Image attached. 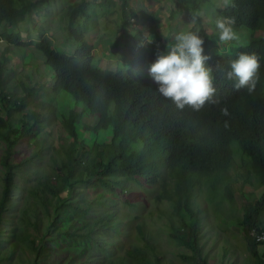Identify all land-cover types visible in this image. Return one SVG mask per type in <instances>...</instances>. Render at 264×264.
<instances>
[{"label": "trees", "instance_id": "1", "mask_svg": "<svg viewBox=\"0 0 264 264\" xmlns=\"http://www.w3.org/2000/svg\"><path fill=\"white\" fill-rule=\"evenodd\" d=\"M38 2L0 0V22L11 28L2 33L1 39L16 46L35 43L54 73L52 93L64 90L81 101L96 116L94 129L111 128V140L108 143L80 140L79 113L70 110L61 117L67 136L61 138L62 144L41 142L49 138L48 133L41 134L29 154L13 162L11 146L16 139L10 133L24 135L26 125L22 123L19 130L9 124L8 118L10 110L19 108L31 90L25 88L18 99L0 92V108L4 109V115H0V137L7 143L0 159L4 169L0 188V264H39L47 231L54 226V219L63 214L62 194L70 196L78 183H98L111 190L114 186L110 178L118 176L153 187L155 184L156 201L164 200L168 204L167 209H162L155 202L159 204L156 208H160L159 213L168 222L169 234L183 248L181 259L191 264H207L200 245L203 210L194 202L199 183L205 181L212 189L216 188L233 163V143H236L241 155L249 159L257 184L264 188V0H229L220 9L222 17L235 18L233 30L245 28L252 33L246 43L227 49L220 46L217 51H209L204 40V51L210 56L207 63L213 69L217 103H205L195 111L190 107L178 109L154 91L156 85L147 73L148 64L157 53L151 47L144 53L138 72L122 67L102 69L93 63V46L85 40V30L75 25L76 18L85 14V0L68 6L67 37L77 41L71 53L57 51L45 36L36 41L21 39L18 25ZM257 30L262 34L254 36ZM241 52H254L260 61L256 87L251 93L245 88H233V79L225 76L229 61ZM3 60L8 61L7 57ZM2 65L0 62V90L6 79ZM33 117L38 120L36 114ZM136 139L142 142L140 151L128 153L130 142ZM46 152V162L39 169ZM221 181L230 197L231 181L224 178ZM68 207L79 210L80 219L86 213V209L69 203ZM242 214L240 222L249 264H264V249L260 250L261 243L249 234L253 228L264 231L261 224L264 189L260 196L243 205ZM6 221L11 222L7 228L3 226ZM137 234L142 241L139 246H128L105 264H124V261L164 264L158 246L145 235L141 225H137ZM6 240L8 245H2Z\"/></svg>", "mask_w": 264, "mask_h": 264}, {"label": "rangeland", "instance_id": "2", "mask_svg": "<svg viewBox=\"0 0 264 264\" xmlns=\"http://www.w3.org/2000/svg\"><path fill=\"white\" fill-rule=\"evenodd\" d=\"M80 1L39 0L18 25L21 39L36 41L45 36L57 51L71 53L77 41L67 37L68 6ZM228 1L85 0V14L76 18L75 25L85 30V40L93 46L95 65L111 70L122 67L134 73L138 72L149 47L157 52L163 51L171 34L187 28L194 15L199 19L197 26L200 35L208 42L209 51H217L216 48L220 46L227 49L246 43L252 31L245 28L234 30V39L217 40L219 36L215 21L221 17L220 9ZM10 29L0 22V62L6 72L5 86L0 92L18 99L22 97L25 88L31 90L19 108L10 110L8 122L12 127L20 130L22 123L26 125L24 135L10 133V137L16 139L11 146V160L17 162L29 154L34 141H38L44 133H48L49 138L41 142L62 144L64 141L61 138L67 136L61 117L70 110L79 113L78 124L82 128L78 133L80 140L85 143H108L111 140V128L94 129L96 116L88 112L81 101L64 90L52 93L54 73L46 64L43 53L35 48V43L16 46L1 39L2 33ZM253 34L257 36L262 31L257 30ZM145 38L152 41L146 42ZM3 57H7L8 61L5 62ZM34 114L38 120L34 119ZM0 115H4L3 108H0ZM86 125L90 126L83 130ZM141 145V140L136 139L130 142L127 152H139ZM6 146L7 143L0 137V159ZM237 147L233 145V163L223 175L225 180L229 183L231 181V196L225 194L224 189L227 187L221 181L222 178L215 189L201 181L194 197V202L203 210L200 245L207 264H249L250 261L240 222L242 208L260 196L264 188L257 184L249 159L241 155ZM46 155L47 152L39 169L44 166ZM3 173L4 169L0 166V188ZM110 181L114 186L111 190L98 183H78L70 196L62 194L63 214L54 219V226L47 231L43 242L45 250L39 264H105L107 259L122 254L128 246L141 244L137 225H141L145 235H149L158 246L157 252L162 256L164 264H191L181 259L183 248L169 234L168 222L159 213V209H167L168 204L164 200L156 201L155 184L153 187L146 182L121 176L111 177ZM155 202H159L161 207L157 209L159 204ZM68 203L86 209L82 219L79 218L81 212L68 207ZM47 224L48 221L45 222ZM261 224H264V217ZM9 225V221L3 223L6 228ZM2 245L7 246L8 240L2 242ZM258 247L263 250L264 242ZM15 255L13 252L12 258ZM124 264L132 263L124 261Z\"/></svg>", "mask_w": 264, "mask_h": 264}, {"label": "clouds", "instance_id": "3", "mask_svg": "<svg viewBox=\"0 0 264 264\" xmlns=\"http://www.w3.org/2000/svg\"><path fill=\"white\" fill-rule=\"evenodd\" d=\"M199 15V14H197ZM234 17H220L215 21L220 41L234 39ZM146 42L152 39L145 38ZM210 56L204 51V37L197 26V16L191 18L187 28L171 34L163 51H158L155 58L148 64L147 73L156 85L155 92L169 100L178 109L190 107L199 110L205 103L215 104L212 66L207 63ZM229 70L225 76L233 79V88H245L251 93L256 87L260 61L254 52H241L229 61ZM138 68H136L137 70ZM128 70V69H127ZM140 70V69H139ZM225 111L226 110H223ZM233 145H237L233 143ZM256 233H264L251 229ZM256 242H264V239Z\"/></svg>", "mask_w": 264, "mask_h": 264}, {"label": "built area", "instance_id": "4", "mask_svg": "<svg viewBox=\"0 0 264 264\" xmlns=\"http://www.w3.org/2000/svg\"><path fill=\"white\" fill-rule=\"evenodd\" d=\"M251 235H253L256 239V241H260L264 239V233H256L255 231H251Z\"/></svg>", "mask_w": 264, "mask_h": 264}]
</instances>
